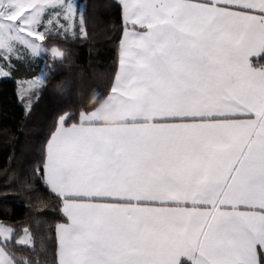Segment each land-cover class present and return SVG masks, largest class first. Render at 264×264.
<instances>
[{
	"label": "snow or ice",
	"instance_id": "snow-or-ice-1",
	"mask_svg": "<svg viewBox=\"0 0 264 264\" xmlns=\"http://www.w3.org/2000/svg\"><path fill=\"white\" fill-rule=\"evenodd\" d=\"M123 9L141 31L111 94L79 125L61 117L46 146L68 221L58 264H264V65L250 60L264 53V0ZM73 20V0H0V74ZM15 231L0 221V264H33L9 249Z\"/></svg>",
	"mask_w": 264,
	"mask_h": 264
},
{
	"label": "trees",
	"instance_id": "trees-1",
	"mask_svg": "<svg viewBox=\"0 0 264 264\" xmlns=\"http://www.w3.org/2000/svg\"><path fill=\"white\" fill-rule=\"evenodd\" d=\"M79 1L87 5L85 33L76 26L74 35L52 32L42 40L45 48L64 51V58L28 53L14 62L10 77L0 80V221L16 230L9 249L33 264H58L57 225L68 222L62 198L46 183V146L61 117H70L66 125L79 123L82 112H91L111 93L122 34L130 27L120 0ZM252 63L264 65V53ZM44 72L28 108L19 81ZM24 229L32 238L28 246L15 243Z\"/></svg>",
	"mask_w": 264,
	"mask_h": 264
},
{
	"label": "rangeland",
	"instance_id": "rangeland-1",
	"mask_svg": "<svg viewBox=\"0 0 264 264\" xmlns=\"http://www.w3.org/2000/svg\"><path fill=\"white\" fill-rule=\"evenodd\" d=\"M73 3H74V20L72 22H70V26L67 27V31L65 32L64 29H59L60 33L61 34H70V35H74L75 33V29H76V26H80L82 29L81 31L83 33H85V27H84V11H85V7L87 6L85 4V2H80L79 0H73ZM81 16H82V22H81ZM61 23H65V21L61 20ZM38 31L40 32H45V28L41 27V28H38ZM52 32H56V30H53ZM30 39H34V37L30 38ZM37 43H40L42 45V47L44 49H46V51H43L41 53V56H43L44 54L46 53H49L51 54L52 52V49H57V47H54L52 49H47L43 46L42 44V41H37ZM60 52L64 53V51H61L59 49ZM28 53H30V50L28 51ZM22 56H24V53H21ZM65 56V53L62 57H57V58H64ZM10 70L5 68V72H9ZM12 74V73H10ZM10 74L8 75H4V74H0V80L2 78H7V77H10ZM44 74V77L46 76V73H42ZM41 77V75L37 78H34V79H28V80H22V81H19V84H21L20 86V95L21 97H23L24 99V104L30 108L31 106V100L33 97H31V92H33V90L37 87H39L42 83H38L39 81V78ZM9 226V225H8ZM24 236V235H23ZM0 239H2V237H0Z\"/></svg>",
	"mask_w": 264,
	"mask_h": 264
},
{
	"label": "crops",
	"instance_id": "crops-1",
	"mask_svg": "<svg viewBox=\"0 0 264 264\" xmlns=\"http://www.w3.org/2000/svg\"><path fill=\"white\" fill-rule=\"evenodd\" d=\"M121 1V3H122V7H123V3H124V0H120ZM195 2H201V0H195ZM258 13V10H254L253 11V14H257ZM123 18H124V22H125V24L126 25H129L130 27H126L124 30L125 31H123V34H122V43H121V52H120V62H119V67H118V71H117V75H116V78H115V80H114V83H113V86L116 84V82H117V77L120 75V73H121V60L123 59V51H124V48H125V44H126V41L128 40V33H130V32H133V31H141V29L137 26V27H134L132 24H131V22H130V20L127 18V16H126V14H125V12H124V9H123ZM263 53H261V54H259V55H254V56H252V57H250V60L252 61V60H254L255 58H258V57H260L261 55H262ZM254 67H258V66H255V65H253ZM111 94V93H110ZM109 94V95H110ZM88 113H90V112H88ZM87 114V113H86ZM100 121H101V123H110V121H107V120H105V118L103 117V116H101L100 117ZM81 122V121H80ZM80 122L79 123H76L77 125H79L80 124ZM71 125H73V124H71ZM71 125H66V124H64L63 126L64 127H69V126H71ZM60 127V123L58 124V126H57V128L55 129V131L58 129ZM54 131V132H55ZM53 135V134H52ZM45 179H46V177H45ZM51 189V188H50ZM52 193H54L53 191H52ZM56 194V193H55ZM57 195V194H56ZM58 196V195H57ZM241 211H243V210H245L244 208H241L240 209ZM62 211H63V206H62ZM64 213V212H63ZM65 214V213H64ZM65 216H66V214H65ZM67 217V216H66ZM67 223V222H66ZM57 234H58V232H57ZM188 262H190L191 263V261H188Z\"/></svg>",
	"mask_w": 264,
	"mask_h": 264
}]
</instances>
